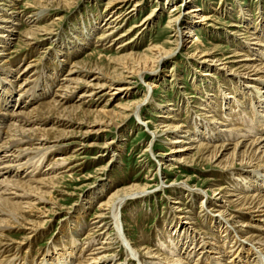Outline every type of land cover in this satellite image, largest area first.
I'll use <instances>...</instances> for the list:
<instances>
[{"label":"bare ground","instance_id":"bare-ground-1","mask_svg":"<svg viewBox=\"0 0 264 264\" xmlns=\"http://www.w3.org/2000/svg\"><path fill=\"white\" fill-rule=\"evenodd\" d=\"M61 1H68L69 6L74 2V0H29L27 2H24V0H0V264H15L14 260L17 259L16 256L19 254L17 247H15V253L10 254L12 243L6 239L5 233L11 229H18L27 231L28 237L35 238L39 234L38 231L41 226L46 223L44 218L47 217L46 212L38 209V206L42 205L44 210H47L45 209L46 205H52L56 208L57 202L53 203L54 201H50L47 197L51 196L53 189L56 188L55 185L57 184L55 182L63 177L58 178V175L66 172L70 173L72 170L66 165L74 156L62 158L61 155H58L61 156V159L56 157L58 159L55 160V154L62 151L67 152L66 147L70 143H66V141L75 138V133L72 130L79 128L82 123L87 127V130L85 129V133L81 136V140H79L80 142L76 143L77 147L75 146L71 151L72 153L70 152L71 154L80 153V151L95 146L98 150H101L100 153H103L99 154L102 157L113 143L112 141L103 140L99 146L93 143L86 144L84 138L91 134L96 135L105 132V128L110 126L114 118L105 120L100 111L90 109L91 107L86 105L88 102L85 100L106 94L111 96L112 91L114 93L115 91H121L119 87L114 88V84L115 81L125 79V70L138 75L142 80L146 77L144 73L145 66H148L149 71H152L154 64L157 66L166 55L175 51L173 49L159 50L157 47H151L146 51L144 50V52L150 53V56L141 53H128L109 59L108 63L113 65V68L109 69L110 74L107 77L102 75L90 76L94 80L104 81V84L90 85L89 82L85 83L83 79L89 78V73L97 70V75H100L99 73L102 72L98 62H93L91 66L87 65L90 66L89 68H86L85 61L72 62L73 60L69 61L70 57L86 49L90 34L98 29L101 31L95 35V37L98 36L96 40H109L110 44L114 41L118 43L128 34V32L127 34H115L121 26H119L120 21L129 19L133 12L141 11L145 2V0H110L108 7L110 8L111 5L112 9V7L118 5L116 8L117 11L121 10L120 12H123V9L128 7L130 3H133V5L131 8L124 9L125 13L120 16L109 14V18L107 17L99 26L96 20L88 25L82 21L84 27L75 28L74 41L69 42L72 46L67 47L70 53H61L64 55L61 64L65 63L69 66L72 64V66L68 68L66 76L61 80L59 79L57 89L49 95L47 94L49 87L44 89L42 84L45 83L48 86L47 84L56 80L62 66H60V70L56 68V71L49 73L45 78L47 81L39 83L37 80L32 81L30 78L33 75L28 74L30 71L28 68H32L31 64L22 69L19 68V65L15 66V60H10V56L14 52L7 48L4 39L9 37L7 40L18 42V48L31 46L30 48L34 50L36 43L46 40L42 37L49 33L48 28L45 26L39 27L37 24L48 17L46 13L49 6H55V3L56 6H59ZM167 1L165 0V2ZM194 1L181 0L180 3L176 4L170 13L177 14L170 15L168 25L172 26L173 32H175L173 43L177 42L178 44V36H181L182 30L187 29V35L190 36L189 38L192 37L193 49L195 52L199 51L202 55L205 46L198 40L195 32L200 25L204 24L199 23V25L196 18L199 22H208L212 16L199 15L198 13L203 12V10L195 9L196 7L192 4ZM20 3H25L24 6L29 7L28 9H38L36 14L33 13L34 16L29 17L27 15V18H35L28 20L26 28L22 27V23H20L22 18L19 14L21 11L18 12L19 8L17 6ZM188 4L192 6L189 5L185 13L189 17L186 18L183 14H180V8H184ZM238 7V21L240 23L230 25L233 28L230 32L232 37H226L230 43H233L230 38L232 40L236 39V48L234 47L229 53L225 51L228 54L226 57L223 56L225 52L218 49V47L209 49L207 53L210 59L209 62H213V65L223 61V65H228L227 68L224 66L222 68L223 72L219 74L226 75L224 82L228 84L229 90L225 89V92L222 93L223 98L219 101L215 100L217 96L215 97L211 93L207 95V97L210 96L209 99L201 103L200 108L194 107L201 113L197 116V119L202 123L198 125V121L194 119L192 130L186 128L178 120L177 110L169 109L172 104L169 103L162 107L159 103H156V108L160 110L157 118L162 121L157 125L156 131L151 133L152 137L155 138L167 137L168 144L173 145L165 155L167 157L157 162L160 170L179 171L181 168L189 170L186 168L208 164L213 171L219 173L221 178L228 181L229 186H222L218 183L219 181L216 185L209 181L211 183L207 187L209 190H201L199 195L201 199L199 209H201V212L199 215L197 214L202 219L200 223H197V215L192 210L187 209L188 211L185 210L183 213L185 208L180 207V198L175 199V207H172V210H175L178 215L176 222L169 229L166 228L162 230L163 232L161 231V238H158L161 243H156L153 248L141 243L136 246V243L132 245V242L128 240L124 233L120 211L127 201L146 197L147 190L137 189V191H134L136 186H131L109 193L104 197V199L106 198L105 201L102 202L101 200L96 203L99 212L95 216L94 222L87 226L88 229L81 240L79 255L72 261V264H106L107 261L110 264L114 263V258L109 257L112 253L111 246L113 244L109 242L110 237L107 238L106 234V231L110 229L109 224L105 223L106 216L109 217V214L111 225L116 230V236L128 253L126 257L131 260L134 259L138 264H241L243 262L241 259L242 254L246 258L245 260L254 257L251 263L264 264V248L263 250L258 251L256 249L253 251L251 247L254 245L247 246L248 243L257 242L264 247V25L258 22L254 24L255 21L249 19L247 14L251 11H246L240 3ZM154 12L155 10L143 19L140 25L132 26L133 29L142 28L141 30H143L153 25L157 19ZM197 15L199 17H196ZM259 20H262V17ZM261 22L264 24V21ZM239 28L242 31L238 30ZM14 34L17 37L12 38L11 36H14ZM128 44L130 43L122 44L118 48L124 50L123 48L130 46ZM153 50H157V52L151 54ZM95 55H97V61L103 59V56ZM131 60H135V63H131ZM203 69L208 68L204 66ZM214 71H217L216 68L214 70L209 68V70L203 72ZM16 72L18 73L14 76ZM204 76L209 75L204 73L198 75L201 78L200 80L204 79ZM98 77H101V79ZM80 85H86L89 89L75 97L74 92L80 89ZM103 87H105L106 92L98 95L100 91L97 90ZM151 88L155 87L152 84L150 85V88H148L150 93ZM13 92H15L17 98L10 110L9 105L12 104L10 97ZM150 93H147L143 100L135 103L132 110L130 109V113L134 114L138 120L141 106L148 101L147 97ZM107 100L105 104H107ZM248 103L253 106V109L248 106ZM77 115H81L84 119L80 120L76 117ZM121 115L129 116V114L125 115L124 112ZM90 117L94 118L93 122L86 120ZM204 120L209 125L203 123ZM237 121L242 123L240 124ZM97 124L100 127L94 129L93 126ZM243 124H245L244 129L240 127ZM219 126L225 129L218 130L219 128L216 127ZM165 134H171L175 137L169 139L170 136ZM151 144L152 141L148 145L149 150H152L150 149ZM49 157H53V161ZM41 167L45 168L41 169ZM62 169H65V171L59 172ZM195 170L202 171V169ZM193 178L186 177L183 182L176 185V188L181 192L184 190L193 193L194 188L190 186ZM102 193L103 190L101 189ZM102 195L104 196V194ZM93 199L91 198L87 202L89 206L85 209L88 210L90 206L94 205ZM203 203H205V206L202 205ZM80 207L77 210V217L84 214V206L81 205ZM52 212L53 210L50 209L47 213L51 214ZM82 218H76L73 227L64 233H69L68 237L63 235L60 238L62 242L65 240L63 242L64 249L72 246L70 253L67 255L65 249L63 252L51 256V263H48V260L43 262L42 259L39 264H68L72 259V255L76 256L74 255V249L77 248V230L82 229L80 227L83 222ZM250 229L253 232H250ZM101 240L105 242L100 243ZM23 241L26 242L25 245L29 248L31 244L29 239L26 238ZM4 253L7 255L3 256ZM9 254L11 259L7 258L9 259L7 260L6 257L10 256ZM192 255L196 256L194 261L191 258ZM126 264H128V260H126Z\"/></svg>","mask_w":264,"mask_h":264},{"label":"rangeland","instance_id":"rangeland-1","mask_svg":"<svg viewBox=\"0 0 264 264\" xmlns=\"http://www.w3.org/2000/svg\"><path fill=\"white\" fill-rule=\"evenodd\" d=\"M27 1L29 0H24V2ZM109 2L110 0H78L77 2L74 0L73 4L70 6L68 1L59 2L60 7L56 6V3L55 6H49L48 12L46 13L48 17L37 24L39 27L45 26L49 29V33L42 37V39L44 38L46 40L43 42H37L34 50L30 48L31 46L27 48L23 47V50V48H18V42L15 43L14 41L7 40V38H9L7 37L4 39L6 40L7 48L14 52L11 54L10 60H15V66L19 65V68L21 69L28 64H31L30 66L32 68H28L30 70L28 74L33 75L30 79L32 81L37 80L38 83L45 80L47 81V79H45L46 76L49 73L56 71V68L60 70V66H62V70L58 74L56 80L47 84L48 86H46L45 83L42 84L44 89L49 87L47 94L50 95L57 89L56 86L59 83V79H63L67 74L68 68L72 66V64L70 66L65 63L61 64L62 58H64V55L61 53H70L68 50L69 48L67 49V47L72 46L69 42L74 41L73 37L75 36V28H83L82 21L88 25L96 20V23L99 26L109 14H118L117 16H120L125 13L124 11L126 9L131 8L133 5V3H130L128 7L124 8L125 10L123 9V12H120L121 10L117 11L116 8L118 5L114 8L112 7V9L110 5L109 8ZM180 2L181 0H168L167 2H165V0H145L141 11L133 12L132 15L129 16V19H123V21H120L119 26H121L116 30L115 34H127L128 32L126 37L122 38L118 43L114 41L110 44L109 40H96L98 36L95 37V35L101 31L98 29L90 34L87 48L81 50L77 55L70 57L69 61L73 60L72 62L85 61L86 68H89L93 62H98V66L102 69V72L99 73L100 75H97V70H94V72L89 73V78L83 79V81H85V83L89 82L90 85H102L104 84V81L94 80L93 77L90 76L102 75L107 77L110 74L109 69L113 68V65L108 63L109 59L128 53L149 55L150 53L144 52V50L146 51L151 47H157L159 50H175L174 53L166 55L162 62L157 64V66L156 64L153 65L152 71L154 73L149 71L150 69L147 68L148 66H145L146 70L144 73L146 77L142 80L138 75L125 70V79L115 81L114 84V88L119 87L121 91H115V93L112 91L111 96L106 94L85 100L88 102L86 105L90 106V109L99 110L105 120L114 118V121L110 123V126L105 128V132L96 135L91 134L84 138L86 144L93 143L94 145L99 146L102 144L103 140H107V142L112 141L113 143H111L108 151L104 156L102 155V157L99 156V154L103 153H100L101 150H98L95 146L87 148L85 151H80V153L71 154L72 149L77 145L76 143L80 142L79 140H81V136L85 133L87 127L81 121L82 125L79 128L72 130V132L75 133V138L66 141V143H70L66 147L67 152L62 151L55 154V160L58 158L61 159V156L62 158H69L71 155L74 156L67 162L68 165H66L72 170L70 173L66 172L58 175V178L63 177L55 182V184H57L55 185L57 189H53L51 196L47 197L50 201H54L53 203L57 202L56 208L52 205H46L45 209H47V211L44 210L42 205L38 206V209L46 212L45 215L47 217L44 218L46 223L41 226L38 231L39 234L35 238L28 237V232L24 230L11 229L9 232L5 233L6 239L8 241L10 240L9 242L12 243V252L10 254L15 253V247L19 249V256L17 255V259L15 258L16 260H14L15 264H39L42 259L43 262L48 260V263H51V258L54 254L63 252L66 249H64L63 245L65 240L62 242L60 238L63 235L68 237L69 233H64L73 227V223H75L78 218L83 217L82 226H80L82 229L77 230V248L74 249V255L76 256L72 255V259L68 263L72 264V261L79 255V249L82 244L81 240L83 239L82 237L84 236L85 231L88 229L87 226L94 222L95 216L99 212L96 203H99L101 200L102 202L105 201L106 198L104 199V197L116 190L125 189L131 186H136L134 191H137V189L147 190L146 197L139 200L127 201L128 204L126 203L120 211L122 213L121 216L124 233L128 237V240L132 242V245L136 243V246L141 243L153 248L156 243H161L158 239L161 238V231L166 228L169 229L170 226H173L174 222H176L175 220L178 215L175 213V210H172V207H175V199L180 198V207L182 209L185 208L183 209V213L188 209L192 210L195 215H199L201 212V209H199L201 204L199 195L201 190H209V188H207L211 184L209 181L213 184L215 183V185L219 181L218 183L220 185L225 187L229 186L228 181L221 178L219 173L213 171L208 164L205 166L197 165L192 168H186L189 170H184L182 168L179 171L159 169L160 166H158L159 163L157 162L167 157L165 155L173 145L171 146L168 144L169 142L166 141L167 137L162 136L161 139L152 137L151 135L152 132L156 131L157 125L162 121L160 118H157L160 110L156 108V103H159L162 107L169 103L172 104L169 109L177 110L178 120L186 128L192 130L194 119L198 121L197 116L201 115V113H199L197 109H194V107L200 108L201 103L206 101V99H209L210 96L207 97V95H210L211 93H213L215 97L217 96L215 100L219 101L223 98L222 93L225 92V89L229 90L227 87L228 84H225L226 82H224V77L226 75L219 74L223 72L222 68H224V66L227 68L228 65H223L224 61L215 65H213V62H209L210 59L209 56H207L209 49L218 47V49H222L223 52L228 51L229 53L234 47L236 48V39L232 40V38H230L233 42L230 43L227 41V38L231 36L230 32L233 30L230 25L240 23L238 21L239 3L246 11H251L247 14L249 19L255 21L254 24H257L258 22L259 24L264 25L263 22H261L264 21V0H195L192 2L196 7L195 9L203 10V12L198 13L199 15L203 14L209 17L212 16L211 20L208 22H199L198 18H196L198 24H204H199V29L195 32L198 40L205 46V51L202 55L199 51L195 52L193 49L192 37L189 38L190 36L187 35V29L182 30L183 33L181 36H178V44L177 42L173 43L175 40V32H173V27L168 25V21L170 15L177 14H171L170 12L173 10V7ZM24 4L25 3H20L17 6L19 8L18 12L20 13L21 11L19 14L20 18H22L20 23H22V27L26 28L28 20H33V18H35L33 17L30 19L27 17L34 16V14L38 12V9H28L29 7L24 6ZM189 5L190 4L186 5L184 8H180V14H183L186 18L189 17L185 14ZM154 10L157 19L153 25L143 30H141L142 28L133 29L132 26L135 27L140 25L143 19ZM199 15L196 17H199ZM260 17H262V20H259ZM14 28L16 27L14 26ZM238 30L242 31L240 28ZM11 37L13 38L17 36L14 34V36ZM128 42L130 43L128 44L130 46L123 48L124 50L118 48L122 44L124 45ZM156 52L157 50H153L151 54H155ZM91 54L94 55L89 56ZM95 54L103 56V59L97 61V55ZM223 56H228L227 52H225V55ZM131 63H135V60H131ZM204 66L208 69H203ZM19 68H17V70H19ZM209 68H213V70L216 68L217 71L203 72L204 70H209ZM58 69L57 72L59 71ZM17 73L18 72H16L14 76H16ZM203 73L205 75L208 74L209 76H204V79L200 80L201 78L198 77V75H203ZM98 78L101 79V77ZM151 84L155 88H151L152 90H150V93L148 92V88H150ZM87 89L89 88L86 85H80V89L74 92L75 97H78ZM97 91H100L98 95L106 92L105 87ZM147 93H150V95L147 97L148 101L141 106L142 109L138 120V118L130 113V111L134 108L135 103L143 100ZM16 98V94L13 92L10 97L12 101V104L9 105L10 110L12 109ZM106 100L108 101L107 104H105ZM249 104L250 103H248V106L253 109V106H250ZM101 107L104 108L101 109ZM122 112H124L125 115L129 114V116L125 117L121 115ZM259 115L261 114L259 113ZM76 117L80 120L84 119L81 115H77ZM86 120L93 122L94 118L90 117ZM237 122L240 124L242 123L241 121ZM200 123L202 122L198 121V125ZM203 123L208 124L206 120H204ZM243 126L245 127V124L240 125L242 128ZM93 127L96 129L100 127V125L97 124ZM216 128H219L218 130L225 129L220 126ZM218 130H216V132H218ZM171 133L177 134L176 132ZM165 135L170 136L169 139L175 137L171 134ZM151 141L152 144L150 149L152 150H149L148 145ZM52 158L53 157H49V159ZM44 168L45 167H41V169ZM195 169H202V171L199 172ZM60 171L63 172L65 169L59 170V172ZM186 177H194L193 182L190 183V186L194 188V194L184 190L183 193L176 188V185L183 182ZM101 189L103 190L102 194H104V196L101 194ZM91 198H94V205H92V207L90 206L87 210L85 208L89 206L87 202L90 201ZM81 205L84 206V214L83 216L80 215L77 217V210L81 208ZM202 205L205 206V203ZM50 209L53 210L51 214L47 213ZM198 215L196 216V220H198L197 223H200L202 219L199 218ZM107 216L105 223L109 224L108 226L110 229L106 231V234L107 238L110 237L109 242L113 244L111 246L112 253L109 255L110 258H114L113 264H126V260H128V264H138L134 259L131 260L126 257V254L128 253L116 236V230L114 226L111 225L110 214L109 217ZM30 219L34 221L36 220L35 218ZM172 222L173 224H171ZM249 231L253 232L251 229ZM24 238H28L31 242L29 248L25 245L26 242L23 241L25 240ZM103 240H101L100 243H104L105 241ZM250 245L255 246L251 247L253 251L256 249L258 251L263 250L264 248L257 242H251V244L248 243L247 246ZM71 248L72 246L66 249L67 255L70 253ZM2 255L6 256L7 254L4 253ZM12 257H14V255H12ZM195 257V255L191 256L193 261ZM7 258L11 259V255L6 257V259ZM251 258L245 260L246 258L242 254L241 259L243 262L241 264H254L251 263L254 257ZM244 261L246 262L244 263ZM106 264H110V262L107 261Z\"/></svg>","mask_w":264,"mask_h":264}]
</instances>
